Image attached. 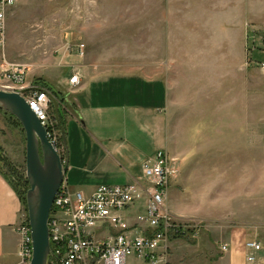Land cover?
I'll list each match as a JSON object with an SVG mask.
<instances>
[{
    "label": "rangeland",
    "instance_id": "1",
    "mask_svg": "<svg viewBox=\"0 0 264 264\" xmlns=\"http://www.w3.org/2000/svg\"><path fill=\"white\" fill-rule=\"evenodd\" d=\"M7 34L5 54L31 67L29 81L64 94L77 64L165 81L168 150L181 163L168 203L188 224L173 254L184 262H212L232 248L236 221L264 217V0H19ZM0 169L27 214L26 133L2 108Z\"/></svg>",
    "mask_w": 264,
    "mask_h": 264
},
{
    "label": "built area",
    "instance_id": "2",
    "mask_svg": "<svg viewBox=\"0 0 264 264\" xmlns=\"http://www.w3.org/2000/svg\"><path fill=\"white\" fill-rule=\"evenodd\" d=\"M18 1L0 0V90L20 93L26 99L64 157L49 91L30 83L28 64L10 60L5 54L8 19ZM84 48L79 45L81 56ZM68 81L72 86L81 83L77 68ZM30 87L37 89L25 91ZM180 173L179 159L159 150L145 159L138 178L126 184H101L91 194L71 189L65 176L49 215L47 264H172L170 243L188 232L184 218L175 215L168 203L171 186ZM19 233L20 264H30L33 248L29 220L21 222ZM220 248L227 252L230 247L223 243ZM244 248L247 261L255 263L264 254V233L245 241Z\"/></svg>",
    "mask_w": 264,
    "mask_h": 264
},
{
    "label": "crops",
    "instance_id": "3",
    "mask_svg": "<svg viewBox=\"0 0 264 264\" xmlns=\"http://www.w3.org/2000/svg\"><path fill=\"white\" fill-rule=\"evenodd\" d=\"M75 67L81 83L72 86L69 77L65 80L73 104L69 117L78 133L72 138L70 120L66 121L71 151L66 179L74 190L91 194L101 184L131 182L141 176L145 159L159 150L169 152V92L158 77L138 73L104 76L89 73L80 64ZM54 89L61 96L60 105L69 101V94ZM23 220L27 214L22 199L0 169V264H20L19 225ZM239 220L228 240L232 248L208 264H264V254L249 263L244 248L245 241L263 235L264 217ZM176 244L174 239L170 243L169 261L189 264L173 254Z\"/></svg>",
    "mask_w": 264,
    "mask_h": 264
},
{
    "label": "water",
    "instance_id": "4",
    "mask_svg": "<svg viewBox=\"0 0 264 264\" xmlns=\"http://www.w3.org/2000/svg\"><path fill=\"white\" fill-rule=\"evenodd\" d=\"M33 89L37 88L30 87L25 91ZM48 94L66 151L65 158L49 140L45 127L26 99L20 93L0 90V108L15 116L26 133V177L30 185L26 204L33 248L30 264H47L50 253L49 215L69 169L67 130L61 122V105L54 95Z\"/></svg>",
    "mask_w": 264,
    "mask_h": 264
},
{
    "label": "trees",
    "instance_id": "5",
    "mask_svg": "<svg viewBox=\"0 0 264 264\" xmlns=\"http://www.w3.org/2000/svg\"><path fill=\"white\" fill-rule=\"evenodd\" d=\"M38 83V82H37ZM40 86L42 87V88H45V89H47L52 95H54L55 96V98L59 101V102H61L62 101V99H61V96H60V94L52 87V86H46V85H44V84H40ZM61 122H62V124L65 126V121L63 120V118L61 117ZM2 171V170H1ZM9 177V176H8ZM9 179L11 180V183L13 184V186L15 187V183H14V180L13 179H11L10 177H9ZM19 180V179H18ZM22 182H23V184H24V186L26 187V189H27V186H29V182H28V180L27 179H24V180H22ZM15 189H17L16 187H15ZM18 191V190H17ZM18 193H19V195H20V192L18 191ZM23 195H25V192H24V194ZM22 197V196H21ZM25 197V196H24ZM21 199H23V197L21 198ZM26 211H27V204H26ZM27 220H29L28 219V215H27Z\"/></svg>",
    "mask_w": 264,
    "mask_h": 264
}]
</instances>
